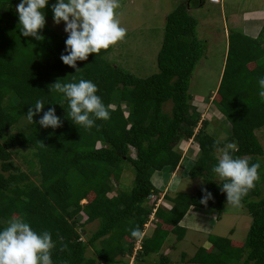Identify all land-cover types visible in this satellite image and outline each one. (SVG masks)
<instances>
[{"label":"trees","instance_id":"16d2710c","mask_svg":"<svg viewBox=\"0 0 264 264\" xmlns=\"http://www.w3.org/2000/svg\"><path fill=\"white\" fill-rule=\"evenodd\" d=\"M19 2L0 0V230L15 218L29 222L37 232L50 231L56 242L54 264H129L118 257L133 254L139 239L131 236L130 229L139 227L143 232L154 213L156 229L142 238L136 259L160 252L171 232L177 237L175 248L187 235L180 222L192 207L214 210L221 219L226 193L221 192L222 182L216 181L212 168L218 150L235 143L234 156L261 162V178L242 202L253 217L247 239L239 242L213 235L210 240L209 236L211 248L199 246L187 261L264 264V146L257 135L264 129V99L258 85L264 76V24L257 37L241 30L228 34L215 98L230 126L221 141L203 127L195 132L199 118L190 93L205 44L196 36L199 20L189 9L203 6L205 0H185L167 14L158 71L149 77H139L109 60L113 46L77 61L81 69L76 72L60 59L68 35L48 22L55 0L44 9L46 25L38 30L42 39L21 34L15 8ZM73 77L98 85L97 94L110 109L109 120H97L90 130L72 122L62 94L49 91L58 80L66 83ZM37 100L47 104L31 123L28 110H34ZM169 101L174 103L171 113L164 111ZM52 107L62 126L44 128L36 123ZM192 138L199 151L188 173L202 179L203 185L194 193L166 192L154 212L157 204H151V196L160 193L152 180L154 173L181 167L180 143ZM23 149L29 150L22 156L29 171L15 160ZM125 165L134 172L131 186H123ZM205 188L213 199L202 204ZM85 217L86 222H100L95 231H88L87 239L81 222ZM90 248L93 255H88ZM186 257L183 253V261ZM161 261L170 263L166 255Z\"/></svg>","mask_w":264,"mask_h":264},{"label":"rangeland","instance_id":"374dc122","mask_svg":"<svg viewBox=\"0 0 264 264\" xmlns=\"http://www.w3.org/2000/svg\"><path fill=\"white\" fill-rule=\"evenodd\" d=\"M183 1L185 0H120L121 7L117 10V18L120 20L121 26L127 29V35L123 41L113 45V50L107 55L108 59L139 77H149L156 73L158 71L157 60L164 38V25L167 13H170ZM17 5L15 6L16 9ZM189 11L192 16L199 20L196 36L205 44V53L194 71L190 86V93L194 96L193 104L197 108L194 115L199 118V124L195 128V132H198L203 127L205 132L224 141L229 134L230 126L227 119L219 112L215 98H217L216 91L227 50V36L230 30H241L247 32V35L251 37H257L262 29L264 19L262 18L263 22L262 19L258 22L253 33L250 30L243 29L244 21H242L239 27L240 24L237 16L248 13L254 14L257 11L264 12V0H223V9L221 4H212L207 0L205 5L189 9ZM48 22L56 31L67 34L64 31V22L58 25L53 19H49ZM255 32H257V35L253 36ZM250 66L253 65L250 64ZM173 105V102H167L164 105V111L171 113ZM203 122H207V124L204 125ZM257 135L264 146V129L258 130ZM186 148L188 155L185 157L184 165H181L174 178L177 183H172L168 187L170 191L167 192L171 196H175L180 191L194 193L200 185H203L202 179L191 178L188 173L190 165H193L196 159L199 146L192 138L180 143V150L182 152ZM223 148L218 150V156ZM28 153L29 150L23 149L20 150L19 155L15 156L16 162L22 165V168L26 171H29V167L25 165L22 156ZM262 159L264 161V156ZM189 160L193 163L191 164ZM125 170L124 174L127 175V178L123 186H131L134 172L127 165H125ZM32 179L39 182L38 175H33ZM159 181V176L157 179L155 176V183L157 185L160 184ZM216 181L220 182L218 177H216ZM165 191H160L157 195L151 196V204H157L156 206L154 205V208L162 204L160 200ZM114 194L111 193L110 196ZM85 202L86 200H82V203ZM193 210L194 212L189 213V216L195 212H202L196 207ZM213 211L211 210L209 213ZM222 212L221 219H218V213L216 212L218 220L212 231L205 232L200 231V229L189 228L187 230L189 233L176 244L175 248H172V245L175 244L177 237L171 232L162 250L158 253H152L147 257L144 256L143 258L142 256L136 259L135 251H133V254L126 253L118 258H122V260L127 261L129 264H163L161 255H166L170 260L169 264H192L187 259L195 255L199 246L211 248L212 245L209 241L213 240V235L228 236L236 241L245 242L253 222V217L246 206L241 204L239 207H235L225 203V208ZM85 219L86 217L81 219V222H84L83 227L86 229L84 237L87 239L91 233L88 231H95L100 222L97 219L86 222ZM157 221L154 214H152L145 225L143 236L154 232L156 229L154 222L157 223ZM188 222L191 221L189 220ZM198 227L200 226L198 225ZM231 230L234 232L230 233ZM125 239L130 242L127 237ZM135 248L139 249L140 243H136L134 250ZM94 252V249L90 248L88 255H93ZM183 253L187 256L185 261L182 259Z\"/></svg>","mask_w":264,"mask_h":264},{"label":"clouds","instance_id":"9594fccd","mask_svg":"<svg viewBox=\"0 0 264 264\" xmlns=\"http://www.w3.org/2000/svg\"><path fill=\"white\" fill-rule=\"evenodd\" d=\"M49 3L50 0H20L17 12L23 36L43 38L38 30L46 25L44 9ZM120 7V0H55L51 4L53 20L57 25L64 22V31L68 34L64 49L67 54H61L62 62L77 72L81 69L77 67V61H86L89 54H99L102 49L107 50L123 41L127 29L121 26L117 18ZM258 85L259 96L264 99V76L258 79ZM52 86L49 92L62 94L75 125L90 130L96 126L97 120L107 121L111 118L110 109L97 94L98 85L93 81L84 78L77 81L73 77L71 82L62 83L58 80ZM45 104V101L37 100L34 110L29 108V122L34 123L33 117L42 111ZM36 123L44 128L55 129L62 126L63 121L57 116L55 107H52ZM236 151L238 148L235 143L226 144L212 171L222 182L220 190L226 193V203L239 207L261 178V162L252 163L248 158L234 156ZM202 191L205 195L200 202L207 204L209 199H213V194L206 188ZM130 234L140 241L136 242L140 243V248L134 250L137 255L141 249L143 232L136 227L130 229ZM55 247L56 242L50 231L37 232L23 219L13 218L7 227L0 230V264H54L52 256Z\"/></svg>","mask_w":264,"mask_h":264},{"label":"crops","instance_id":"0c3cea01","mask_svg":"<svg viewBox=\"0 0 264 264\" xmlns=\"http://www.w3.org/2000/svg\"><path fill=\"white\" fill-rule=\"evenodd\" d=\"M206 1L205 0V3L204 5L206 4ZM212 4H218V3H214V2H210ZM222 5V9H223V0H222V3H220ZM169 14V13H167ZM264 19V12L262 11H257L255 12L254 14L253 13H248V14H243V15H238L237 16V19L238 22H239V27L241 26V23L242 21H244V27L243 29H247V30H250L254 33L255 29H256V25L258 24L259 21H261V19ZM263 19H262V22H263ZM257 22V23H256ZM256 23V24H255ZM264 24V23H263ZM263 26V25H262ZM245 32V31H244ZM245 34H247V32H245ZM259 34V33H258ZM257 35V32H255V34H253V36H256ZM227 48H228V36H227ZM188 155V150L187 148L184 150L183 152V160H182V164L184 163V160H185V157H187ZM197 155V154H196ZM190 160H193V159H190ZM189 160V161H190ZM190 163L192 164L193 162L190 161ZM184 165V164H183ZM180 169L177 168L175 171H170V170H162V171H157L154 173L153 177H152V180L154 182V184L156 185V187L160 190V191H165L164 194L169 190V186L172 184V183H177L175 182L174 178L175 176L177 175V172L178 170ZM155 176H156V179L158 178L159 176V179H160V184L157 185L155 183ZM161 201V200H160ZM193 208L195 207H192L188 213L185 215V217L181 220L180 222V225L183 226V227H186L187 229L189 228H194V229H200V231H205V232H210L213 230L215 224H216V221L218 220L216 218V211L212 212V213H209V211L211 210H206V209H199L200 211H202L201 213L199 212H195V213H192L190 216H189V213L191 212H194ZM206 211V212H204ZM189 216L187 222H186V219L187 217ZM191 221V222H188V221ZM202 225H201V224ZM198 225L200 227H198ZM209 227V229H208ZM189 232L187 231V234ZM168 251V250H167Z\"/></svg>","mask_w":264,"mask_h":264},{"label":"built area","instance_id":"2783aa9c","mask_svg":"<svg viewBox=\"0 0 264 264\" xmlns=\"http://www.w3.org/2000/svg\"><path fill=\"white\" fill-rule=\"evenodd\" d=\"M210 1L214 3H219L221 0H210Z\"/></svg>","mask_w":264,"mask_h":264}]
</instances>
